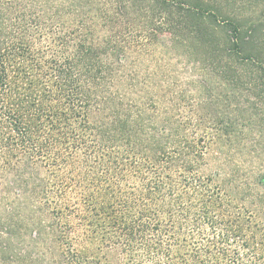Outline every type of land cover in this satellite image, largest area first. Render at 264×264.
<instances>
[{
	"label": "trees",
	"instance_id": "1",
	"mask_svg": "<svg viewBox=\"0 0 264 264\" xmlns=\"http://www.w3.org/2000/svg\"><path fill=\"white\" fill-rule=\"evenodd\" d=\"M70 2L74 6L72 15L79 17L84 34L73 40V57L67 55L61 62L48 64L46 68L52 70L48 76L42 73L46 62L33 63L36 59L31 57L27 40L34 25L42 21L39 9L46 0H0L1 160L7 190L17 194L15 207L6 218L0 217V229L7 239L0 243L1 257L12 264H39L35 251L51 240L46 249L59 253L56 245L61 237L54 221L43 225L45 220L37 223L38 218L26 213L31 221L27 218L20 224L16 216V205L32 200L41 189V165L48 162L53 150V165L62 160L92 185L84 193L80 218L87 226V234L100 240V247L73 252L71 260L75 264L86 263L93 252L91 264H100L101 256L106 264H114L119 258L118 250L134 254L137 248L152 257L154 264L160 258L167 264H176L175 256L177 264H202L196 251L185 257L180 247L173 254L171 248L165 247V237L173 238L172 234H179L188 223L197 229L205 226L214 230L218 227L217 214L231 216L234 208L222 204L223 193L217 186L211 189L206 183L203 188H192L186 178L180 183L173 181L170 169L163 175L156 173L160 161L156 160L155 148H161L162 139H142L139 120L131 122L129 115L122 113L121 104L101 91L104 81L77 74L79 67L94 63L90 38L95 30L91 21L87 23V14L95 12L97 23L109 22L112 31L134 25L168 31L174 36L189 32L190 40L202 43L213 39L215 31L220 30L227 36L224 46L233 54L232 59L251 65L255 87L264 95V0ZM59 40L65 43L66 39ZM64 46L61 51L66 52ZM31 65L42 75H32ZM78 152L84 154L76 160ZM129 181L134 188L123 192L119 184ZM213 183L210 179L209 184ZM58 213L55 219L61 220L63 214ZM52 216L42 215L46 220ZM222 226L227 234L244 231V225L237 220H228ZM35 228L34 233L31 230ZM225 232L222 237L218 235V244L229 237ZM39 256L43 258L44 253Z\"/></svg>",
	"mask_w": 264,
	"mask_h": 264
},
{
	"label": "rangeland",
	"instance_id": "2",
	"mask_svg": "<svg viewBox=\"0 0 264 264\" xmlns=\"http://www.w3.org/2000/svg\"><path fill=\"white\" fill-rule=\"evenodd\" d=\"M70 1L46 0L39 9L42 21L27 37L31 57L36 59L33 63L48 65L61 62L64 56H74L73 40L83 37L84 30L79 28V17L72 15L74 6ZM96 1L103 4L106 0ZM95 17V12L87 14V23L91 21L95 30L90 38L94 63L79 67L77 74L102 79L104 95L115 98L131 122L139 120L142 139H162L161 148H155L156 160L160 161L156 173L163 175L170 169L173 181L180 183L186 178L192 188H203L206 183L211 189L217 186L223 193L222 204L234 208L231 216L217 214L215 231L184 224L179 234L165 237V247L173 254L182 247L185 257L196 251L202 264H264V95L255 87L251 65L232 59L233 54L224 46L227 36L220 30L202 43L190 40L189 32L174 36L168 31L134 25L112 31L109 22L98 24ZM60 38H65V43ZM64 44L66 52L61 51ZM47 65L42 73L51 76ZM30 67L32 75H42ZM76 154L79 160L84 152ZM55 156L51 150L48 162L38 164L42 166V187L32 200L16 205L17 222L31 221L26 213L38 218L37 223L45 220L43 225L54 221L61 237L56 245L59 253L46 249L52 240L45 243L35 251L39 264H75L71 260L73 252L100 247V240L87 234L80 218L84 193L92 185L62 160L53 165ZM1 157L0 146V217L6 218L17 203V194L7 190ZM210 179L214 182L211 185ZM118 187L131 192L134 185L129 181ZM58 212L63 214L61 220L55 219ZM50 214L55 215L53 219L42 217ZM228 220L242 223L244 231L227 234L222 223ZM31 231L35 233L37 228ZM223 232L229 237L218 244ZM5 236L0 229V243L7 240ZM126 252L118 250L114 264L155 263L139 248L134 254ZM92 257L94 252L84 264L94 262ZM3 258L0 255V264H12ZM100 258L99 263L106 264L104 257ZM173 261L179 262L176 256ZM157 264L167 263L160 258Z\"/></svg>",
	"mask_w": 264,
	"mask_h": 264
}]
</instances>
